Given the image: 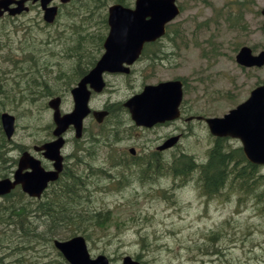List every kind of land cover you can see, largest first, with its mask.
<instances>
[{
  "label": "rangeland",
  "instance_id": "374dc122",
  "mask_svg": "<svg viewBox=\"0 0 264 264\" xmlns=\"http://www.w3.org/2000/svg\"><path fill=\"white\" fill-rule=\"evenodd\" d=\"M79 1L77 12L76 6H68L64 13L65 16H61L51 27L43 23V14L39 7L31 10L26 16L20 17V22L23 24L20 25L18 22V28L8 23V31L15 38L16 30L21 31L24 26L21 33L26 32L29 23L40 16L43 26L37 27L33 33L39 40L45 41L42 47L44 50L50 52L55 49L57 53L53 62L57 66L49 78L50 83L58 91L57 93H65L61 107L64 113L74 109V100L71 93L67 91V85L74 82V78L70 80L69 77L74 72L76 62L77 72L81 67L86 70L103 54V41L109 32L108 10L115 4V0H111L105 9L98 10L99 18L96 20L97 23H94L93 13L80 4L83 0ZM130 1L135 2V0ZM244 1L249 3L246 15L248 30L240 31L226 24V19L231 14L238 13L240 3ZM178 3L182 5L184 12L171 26L172 31H185L183 33L184 42L178 40L176 44H171L169 38H166L162 43L154 45L157 51L164 52L166 49L173 53L176 62L172 67H166L160 66V61H157V66L153 71H146L145 67L142 68L138 64L134 72L137 73V81L130 83H127V78L123 76L106 77L111 86H108L104 94L95 95L90 106L93 110L101 111L105 109L108 102L114 103L113 117L114 121L118 118L119 127L100 134L95 121L92 118L88 119L85 123V140L77 143V149L74 132L68 133L69 143L63 153L69 161L72 160L71 164L77 163V160L75 162L73 160L75 153L86 167L102 163L108 167L117 159L116 155L112 157L108 155L104 145L98 146L101 151L95 153L96 156L92 159L88 154L86 155L88 152L86 149L88 150L91 142L99 137L103 136L105 140L108 134L118 131L123 134L127 132L123 119L126 113L117 104L122 105L142 82L149 85L170 79H184L189 87V104L194 109L191 113L203 117H223L247 100L256 84L264 83V67L243 69L237 65L235 60L239 49L244 46L250 47L255 54L264 50L261 14L264 7L263 0H197L194 2L178 0ZM71 15L73 17H69ZM235 22L240 23L236 20ZM55 29L74 38H69L63 43L54 42L52 35ZM72 29L77 34L89 33L93 38H87L80 47L76 36L71 34ZM24 47L32 48L33 44L26 41ZM75 48H77V56H70L71 49ZM204 54L207 55L206 58ZM65 55H69L70 58ZM58 66H64L62 68L64 73L69 75L67 78L59 75ZM4 67L6 68L7 64ZM54 97L56 96L45 98L35 96L36 105L30 107L29 110L32 118H27L25 112L21 113L18 108L13 109L15 105L5 111L16 117L20 115L13 141L7 147L10 149L11 157L19 158L22 150L41 145L48 140L52 132L49 125L53 124V113L48 108H43V105ZM191 113L187 115L192 116ZM179 126L183 127L184 123ZM226 144L231 149L243 147L237 139H230ZM124 146L125 144L122 143L117 146V149ZM181 148L186 149V152L193 157L204 159L210 149V139L201 129H197L187 134ZM15 169L11 164L10 168L0 172V179L5 175L13 174ZM76 169L77 173H79L78 170L83 172L80 167ZM260 173L264 175V169L260 170ZM101 179L104 183L93 197L91 205L94 209L109 210L111 220L104 227L95 228L89 232V249L94 252L95 256L100 254L109 256L112 264H123V258L126 256L136 258L142 264H226L228 261L231 264L235 261L238 264H264V217L257 214L262 212L261 208L248 202L238 207L236 203L225 202L227 199H223L224 201L219 199L221 201L211 203L198 202L195 196L186 189L172 191L168 182H165L166 185L161 189L162 192L167 193V196H162V199L157 200L151 198L155 190L139 187L121 189L109 187L108 178ZM51 190L52 187L48 191ZM49 195L42 200L48 202ZM230 197L236 202L243 199L237 190L230 191ZM33 207L30 206V209ZM31 216L30 222L34 221ZM37 221L40 219L37 218L34 223ZM34 223H30V226ZM8 231L4 226L0 228V240H3V244L0 243L2 248L0 264L10 263L20 256L24 258L22 264H42L48 262L46 256H50L49 259H58L57 251L51 248L52 240L48 239L51 237L44 238L45 240L42 241L32 236L31 239H26V241H32L26 242L28 244L26 245L23 240L17 242L18 235H20L17 234L18 232L13 236L10 233L9 240L5 239ZM205 234L210 236L217 234L219 237L217 243L213 244V249ZM18 243L25 245L28 249L32 248V254L29 255L24 248L13 250L12 247ZM223 247L227 248L226 253ZM216 249L220 255H216ZM15 251L20 254H15Z\"/></svg>",
  "mask_w": 264,
  "mask_h": 264
},
{
  "label": "trees",
  "instance_id": "16d2710c",
  "mask_svg": "<svg viewBox=\"0 0 264 264\" xmlns=\"http://www.w3.org/2000/svg\"><path fill=\"white\" fill-rule=\"evenodd\" d=\"M109 1L111 0H83L84 3L81 2L80 4L93 13L94 23H97L96 20L99 18L98 10L105 9ZM78 2L80 1L73 0L68 6H76L77 12ZM116 3L126 7L133 6V1L130 0H115ZM68 6L63 7V12L60 13L59 18L65 16L64 13ZM33 9L37 8L33 7ZM38 13L40 14V11ZM18 22H20V17H5L0 19V115L15 105L13 109L18 108L21 113L25 112L27 118H32V113L29 110L30 107L36 105L34 102L35 96L45 98L64 96L65 93H57L58 91L55 89V86L50 83L49 75L54 73L57 66L53 63L55 56H57L55 49H50V52L44 50L42 47L45 45V41L43 39L39 40L33 33L37 27L43 26L40 16L29 23V26L26 27V32L21 33L25 28L24 26L21 31L16 30L14 38L8 31V23H12L18 28ZM22 24L20 22V25ZM104 25H106V22H104ZM71 34L76 36L75 38L78 40L80 47L81 43L87 38H93L89 33L77 34L73 29ZM52 37L54 42L58 43H63L69 38H74L71 35L67 36L58 29H55ZM26 41L33 44L34 48L26 49L24 47ZM69 55L77 56V48L71 49ZM69 55L65 56L70 58ZM69 61L71 64V59ZM5 64H7L6 68L4 67ZM58 67L57 72L59 75L67 78L69 75L64 73L62 69L64 66ZM85 73L86 71L84 70L77 72L76 62L74 72L69 77L70 80L74 78V82L67 85V91H70L77 84V77H82ZM43 108H48L47 103L43 105ZM40 111L42 112V110ZM220 142L209 151L208 162L206 164L196 163L192 157H186L185 155L177 157V178H183L187 181L196 176L198 182L203 186L204 192L207 194L211 191H218V189L221 191L231 178V184L226 187H230L229 191H239L243 197L242 200L236 202V205L239 207L246 202L251 203L257 208H261L262 212L257 214L261 215L260 217H264V175L260 173L259 168L247 162L243 147L238 150H229ZM91 143L88 147L89 149H86L88 151L86 155L88 154L90 159L94 157L95 153H100L101 148H98V146H103V144H98L96 141ZM8 145L0 123V150L3 152L1 160L6 156L3 149L7 148ZM1 169L0 165V172L4 171V169ZM91 169L92 166L90 165L86 168V174L79 175H77V169L66 170L61 181L56 184L53 192L50 193L48 202H37L32 211L29 208V204L25 202L17 201L15 203L12 199H8L6 202L0 203V228L4 226L5 230H9L8 233H3L6 236L5 239L9 240L8 236H10V233L13 236L14 233L18 232L17 234L20 235H18L17 240H23L26 245H28L26 242H32L26 241V239H31L32 236L44 241V238L48 237H51L48 238L49 240H66L82 235L87 240H90V231L95 228L104 227L111 220L109 210L92 208L91 202L94 200L93 197L96 196L104 180L99 178L98 182L95 183L94 178L92 181L93 171ZM196 171H198L199 177L195 173ZM101 172L102 170H97L99 176ZM117 186L109 187L116 188ZM31 213L34 221L37 218L40 221L36 223L34 221L30 222ZM30 223L34 224L30 226ZM30 229L32 230L27 232ZM205 237L213 249V244L217 243L219 237H217V234L214 236L205 234ZM2 241L0 240L1 244H3ZM24 247L26 246L18 243L12 249ZM224 250L226 253L227 248L223 247ZM209 254L212 256V252ZM225 258L228 259L226 256ZM226 264L231 263L228 261ZM234 264L238 263L235 261Z\"/></svg>",
  "mask_w": 264,
  "mask_h": 264
},
{
  "label": "water",
  "instance_id": "95a60500",
  "mask_svg": "<svg viewBox=\"0 0 264 264\" xmlns=\"http://www.w3.org/2000/svg\"><path fill=\"white\" fill-rule=\"evenodd\" d=\"M29 1L41 2L45 21L54 22L58 14V7H50L54 0H0V17L6 12L16 16L29 11L26 6ZM61 1L67 3L71 0ZM178 14L176 0H137L135 9L120 5L110 7L108 20L110 32L105 42L107 52L97 67L72 90L75 101L73 113L61 116L60 98L49 103L55 111L54 120L57 128L54 135L60 138L36 150L45 151L44 156L54 162L55 170L46 171L42 168L40 161L31 157L29 153H25L15 173L14 182L10 179L0 181V196L9 194L21 185L23 191L31 197L41 198L49 183L57 181L63 170V157L60 150L64 140L61 135L73 125L76 128L77 137L82 136L83 121L91 112L89 108L91 91L88 85L95 91L101 92L105 86L103 73L124 72L123 64L131 63L129 56H133L135 60L144 44L161 37L165 32L166 24L175 19ZM238 61L246 66L261 67L264 64V53L259 57H252L251 50L244 49L238 56ZM177 94L178 102H175ZM180 101L181 84L167 83L146 87L142 95L131 99L126 106L130 108L133 119L138 125L150 127L164 120L165 116L175 113V108L177 110ZM105 115L104 112L95 113L98 122H102ZM15 121V117L8 113L2 115L3 127L8 139H11L15 132ZM208 123L213 134L217 136L239 137L244 144L248 159L256 164H264V87L254 91L245 104L224 119L208 120ZM26 169H31V172L24 173ZM55 245L71 264H109L105 256L91 259L83 237H75L67 242L56 241ZM124 264L139 263L127 257Z\"/></svg>",
  "mask_w": 264,
  "mask_h": 264
},
{
  "label": "flooded vegetation",
  "instance_id": "af4514ba",
  "mask_svg": "<svg viewBox=\"0 0 264 264\" xmlns=\"http://www.w3.org/2000/svg\"><path fill=\"white\" fill-rule=\"evenodd\" d=\"M190 1L194 2L197 0ZM248 5L249 3L247 4V1L241 2L238 13H236L235 15L231 14L226 19V24H228L230 27H235L237 30L247 31L248 27L246 24V15ZM263 11L264 7L261 11V14L263 13ZM235 20L240 23H236ZM184 32V30H182V32H180L179 30H175L174 35L172 37L173 43H176L178 40L184 42ZM158 44H160V42L154 43V45ZM154 56L160 58V66L172 67L173 64L176 62L171 52L157 51L154 53ZM141 59H143L142 55H140L137 60ZM108 112L110 113L109 110ZM124 119L128 123L126 127L129 128V132L120 138L123 141V144H125V146L121 148L120 151L126 155V159L130 158L132 160H136L139 164L147 163L149 165L153 162L151 159L157 160L158 168L165 167L167 165V161L170 160V168L175 171L177 166V155L189 154L186 152V149L180 148V145L187 137V134L194 131L195 127H197V124L192 122L193 120H191L189 116L183 117L180 122H166L164 124H158L152 129L146 130L141 127H138L133 123L131 115L128 111H126ZM181 123H184L183 127L179 126V124ZM146 132L150 134V137L148 139H146L145 136ZM174 136H180L182 138L180 144L170 147L169 149L160 150V147ZM46 167L48 169H51L52 165L47 164Z\"/></svg>",
  "mask_w": 264,
  "mask_h": 264
},
{
  "label": "bare ground",
  "instance_id": "6f19581e",
  "mask_svg": "<svg viewBox=\"0 0 264 264\" xmlns=\"http://www.w3.org/2000/svg\"><path fill=\"white\" fill-rule=\"evenodd\" d=\"M57 17H58V16H56L55 19H57ZM54 22H55V20H54ZM141 53H142V51H141ZM141 53L139 54V56L141 55ZM131 55H133V54H131ZM139 56H138L135 60H137V59L139 58ZM129 58H130L129 61H130L131 63L135 61L134 58H133V56H129ZM231 139H237V140H239V141L242 143V140H241L239 137H231ZM242 146H243V150H244V153H245V149H244V145H243V143H242Z\"/></svg>",
  "mask_w": 264,
  "mask_h": 264
}]
</instances>
